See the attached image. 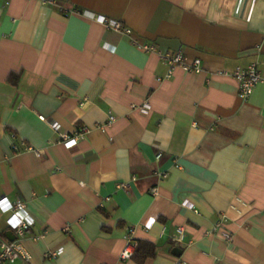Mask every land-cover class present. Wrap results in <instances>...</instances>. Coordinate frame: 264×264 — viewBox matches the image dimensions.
<instances>
[{"label": "crops", "instance_id": "obj_1", "mask_svg": "<svg viewBox=\"0 0 264 264\" xmlns=\"http://www.w3.org/2000/svg\"><path fill=\"white\" fill-rule=\"evenodd\" d=\"M168 51L201 71L169 75ZM250 63L264 76V0H0V199L32 220L15 264H137L128 227L143 264H264V83L242 99L232 77Z\"/></svg>", "mask_w": 264, "mask_h": 264}, {"label": "built area", "instance_id": "obj_2", "mask_svg": "<svg viewBox=\"0 0 264 264\" xmlns=\"http://www.w3.org/2000/svg\"><path fill=\"white\" fill-rule=\"evenodd\" d=\"M8 3V2H7ZM5 3V4H7ZM94 19L108 28H113L114 30L122 33H129V29L122 27V24L119 21L105 19L104 17L97 16ZM140 49L145 52L155 51L153 45L148 44H138L135 43ZM163 61L169 66V75L176 68H181L186 72L199 73L202 69V64L199 59H194L191 62L182 55L180 51H168L160 54ZM232 77L237 81L238 84V95L242 99H246L251 95V92L255 89L258 84L264 83V76L260 73L256 63H250L245 68L237 67L233 73ZM41 120H44L43 116L39 117ZM112 117L110 121H112ZM110 123V122H108ZM54 131H58L59 125L56 123L50 124ZM86 131L85 128L79 130L74 136L68 137L62 135V143L66 148H71L76 145L77 141L81 135ZM12 150L18 151L19 148L16 144H12ZM27 151H33L39 155L37 150H34L30 146H24ZM161 157L160 154L156 156L159 160ZM127 185L121 184L119 187H126ZM155 189H152V192L155 193ZM6 199H0V209L2 213H10V216L7 219V226L9 230L14 234L15 240L10 241L2 232H0V264H15L17 261H28L30 256L22 245L21 239L28 232L29 228L32 225V220L26 211V206L23 202L16 201L14 203L5 204ZM132 228H127L128 235V244L121 251L119 258L121 261H129L132 259L136 243L131 240L130 235L132 234ZM182 237V229L178 228V237L180 241Z\"/></svg>", "mask_w": 264, "mask_h": 264}, {"label": "trees", "instance_id": "obj_3", "mask_svg": "<svg viewBox=\"0 0 264 264\" xmlns=\"http://www.w3.org/2000/svg\"><path fill=\"white\" fill-rule=\"evenodd\" d=\"M136 243V242H135ZM155 256V246L149 242L137 241L132 259L137 264H143L148 258Z\"/></svg>", "mask_w": 264, "mask_h": 264}, {"label": "water", "instance_id": "obj_4", "mask_svg": "<svg viewBox=\"0 0 264 264\" xmlns=\"http://www.w3.org/2000/svg\"><path fill=\"white\" fill-rule=\"evenodd\" d=\"M5 236H6L10 241L15 240V236H14V234H13L11 231L6 232V233H5Z\"/></svg>", "mask_w": 264, "mask_h": 264}]
</instances>
